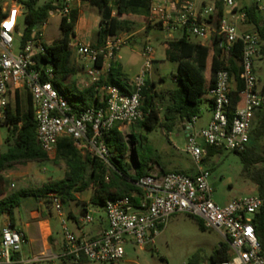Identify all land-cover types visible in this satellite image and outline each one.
Segmentation results:
<instances>
[{"label": "built area", "instance_id": "2783aa9c", "mask_svg": "<svg viewBox=\"0 0 264 264\" xmlns=\"http://www.w3.org/2000/svg\"><path fill=\"white\" fill-rule=\"evenodd\" d=\"M50 1L56 9L49 12V16L57 14L68 18L75 3L81 0ZM19 2L0 0V127L6 128L10 91L23 88L31 99L37 142L48 158L55 156L58 141L66 137L82 154L107 163L111 152L106 138L111 130L143 119L142 91L151 71V46L146 44L143 48V65L133 78L129 93L123 94L113 86L104 87V107H91L74 113L68 97L51 83L52 68L44 66L47 81H42V73L36 68L35 58L44 53L46 46L41 40L40 30L37 36L32 34L31 41L21 44L23 32L19 34V18H24L26 9ZM196 2L150 0L147 14L148 25L161 29L166 35L181 32L187 39L197 42L210 40L209 43L215 37L219 38L217 47L224 56L236 44L242 46L238 74L241 106L231 108L230 92L235 89L236 81L221 69L215 75L213 88L206 94L211 102V119L207 126L197 127L198 116L182 121L183 152L193 162L195 173L149 171L135 183L141 192L139 197L133 194L105 202L101 209L107 227L95 236L85 232V228L95 222L92 212L85 208L82 216L72 222L60 196L49 193L42 200V206L58 222L62 237L59 253L55 256H23L28 243L26 235L8 223L0 228V264H33L43 258L72 263L119 264L125 256L126 246L152 247L169 219L176 215L197 218L205 229L224 234L229 258L217 264H264V251L252 225V219L264 205V200L254 194L234 199L225 206L216 205L212 200L209 172L203 167L205 148L238 154L246 150L254 116L259 110H264L262 42L256 33L240 29V24L249 26L247 5L237 6L236 0H222V17L209 22L217 13L214 2L210 0L204 4L200 12L196 9ZM252 5L259 13L264 12L262 0H255ZM16 36L20 40L17 54L14 46ZM126 42V38L117 35L108 36L98 50L83 44L71 46L80 60L90 64L86 70L90 85L98 83L102 75L107 74L114 55ZM99 55L102 56L100 67L95 65ZM258 74L262 76L261 81Z\"/></svg>", "mask_w": 264, "mask_h": 264}, {"label": "trees", "instance_id": "16d2710c", "mask_svg": "<svg viewBox=\"0 0 264 264\" xmlns=\"http://www.w3.org/2000/svg\"><path fill=\"white\" fill-rule=\"evenodd\" d=\"M90 6L95 7L101 13L99 30L91 47L101 49L108 36H117L127 30L126 25L134 22L137 15H147L150 0H84ZM217 13L209 22L218 20L223 15L222 0H212ZM238 1V0H236ZM26 9L21 44L32 40V34L36 36L39 30L46 24L49 12L54 11L56 6L50 0L39 5L38 0H25ZM112 8L115 12L112 14ZM249 19V30L256 33L262 42L261 54L264 56V20H262L256 8L250 4L246 7ZM135 16V17H133ZM76 21V12L70 17H60L58 29L60 38L45 46L44 53L35 58L36 68L42 73V81H47L44 76V66L51 67L53 71L52 85L63 95L68 97L69 105L76 113L86 108H101L105 106L106 96L101 100L96 93L102 87H117L121 93H129L127 77L116 62H111L104 79L93 84L83 91H77L73 83L68 80L74 74L70 67L71 40L74 37L73 27ZM149 29V25L147 28ZM161 30V29H160ZM220 39L214 38L206 46L192 43L184 34L181 38L168 42L166 59L177 63V69L173 76L177 89L167 92L165 95L154 91V84L146 82L142 91L141 111L143 119L134 123L129 134V142L133 144L132 160L125 159L127 145L121 131L115 126L108 137L106 145L111 152L108 165L98 158L82 154L74 146L69 138H61L58 141L55 161H62L65 172L61 179L51 180L40 187L20 189L10 194H5V180L2 172L14 165L27 163H43L48 160L36 139V124L33 119L31 99L26 97V110L23 114L19 109L17 94H15V110H7L5 143L7 150L0 152V219L5 214L11 225L13 212L21 205L24 198H32L35 201L42 200L47 194L55 193L60 196L65 204L75 201V194L88 189L92 190L90 203L102 207L107 200L141 195L135 183L152 170L156 165L161 173H168L158 161L156 150L149 144L147 134L160 126L159 111L156 100H164L167 96V104L163 113L164 123L161 125L168 132L177 129L184 118L189 119L197 116L200 110V97L206 95L214 86L216 73L226 70L230 78L236 81V87L230 92L231 108L241 106V84L238 80L240 71L242 46L236 44L228 55L224 56L217 47ZM102 56L99 55L95 65L100 67ZM260 81L262 76L259 77ZM181 130V127H180ZM206 159L219 154L222 149L205 148ZM241 159V176L256 186L257 195L264 200V110H259L253 120L249 143L246 150L235 153ZM205 160V159H204ZM259 165V168H254ZM134 166V169H133ZM89 168V173L86 174ZM182 172V171H180ZM137 203V198L134 199ZM200 231H206L202 222L191 217ZM252 225L256 236L264 251V205L255 213ZM228 243H220L210 255L213 264L225 261L229 258ZM83 262V261H82ZM196 264V263H190Z\"/></svg>", "mask_w": 264, "mask_h": 264}, {"label": "rangeland", "instance_id": "374dc122", "mask_svg": "<svg viewBox=\"0 0 264 264\" xmlns=\"http://www.w3.org/2000/svg\"><path fill=\"white\" fill-rule=\"evenodd\" d=\"M45 1L47 0H38V4L41 5ZM24 2L25 0H20L19 5L23 4ZM254 2L255 0H238L236 4L237 6H244L253 4ZM262 2H264V0H262ZM139 21L140 18L137 19L135 25L129 26L127 31L131 33L134 31V29L140 27ZM58 24L59 15H50L46 22V25L42 28L41 31V40L45 45L56 42L60 38ZM23 29L24 18L23 16H21L19 18V34L23 32ZM19 41V36H16L14 43L15 54H17L19 50ZM127 43L128 40L126 42V45ZM136 46L141 47V42L139 39L137 40ZM153 46L155 48H158L157 44H154ZM151 71L157 93L165 95L167 92H171L177 89L178 85L173 80V76L176 72V64L174 62L165 61L163 64H161L160 62L156 61L153 64ZM258 73H261V71L259 70ZM258 77H260V74H258ZM24 95L25 94L23 93V100L25 98ZM156 104L159 111L160 126L147 134L149 144L156 150L158 161L167 172H173L181 169L185 171L186 174H191L195 170V168L189 156L181 150L183 147L182 136H180L179 138H175L174 134L176 133V131H178L177 129L168 132L163 127H161V125L164 123L163 113L165 111L167 100L157 99ZM199 115L201 116L200 124H202L208 117L207 108L203 100L200 104ZM133 125L134 124L127 126V128L121 132L127 145L125 159L128 162H131L132 160L131 156L133 144L129 142V134L132 131ZM180 127L181 124L179 126V130ZM7 134V129L5 127H0V139L5 145L6 143L3 139L7 137ZM170 154H178L180 160L171 157ZM106 164L108 165V163ZM26 166H29V169H26L27 174L23 178L20 177L16 180H5L4 190L6 195L12 192H16L20 189L40 187L42 184L51 180H59L63 177L66 170L65 165L62 161H55V156L48 158V160L43 163H27L24 165H14L12 167L24 168ZM203 167L209 172V183L213 190L212 200L216 205L225 206L234 199L257 194L256 186L249 180L241 176V159L235 153L227 150H222L219 154H216L208 159L205 158ZM254 168H259V165H256ZM152 170L157 172L159 171L156 165L152 166ZM88 173L89 168L87 169L86 174ZM10 184H14L15 188L10 190ZM91 194V189L79 193L76 202L65 204L66 212L73 209H83L87 207V209L93 213L95 219L102 216L101 207L94 206L90 203ZM28 202H30V198H24L21 200V205H24ZM19 209L20 207L14 210V215L16 218ZM43 209L48 215L51 216V214H49L44 207ZM52 224L55 226L56 224H58V222L56 223L52 219ZM210 232L211 231H200L197 224L191 217L176 215L169 219L165 226L164 232L162 234H159V236L155 240V244L152 247H149L147 249H139L135 247L133 248L131 246H126L125 252L127 253L129 259L133 261V264L200 263L208 255V247H210L211 245H216V243L214 242L215 235ZM50 244L52 245V242ZM204 247H206L208 251L205 252L204 250H202L204 249ZM57 254L58 252H56V255ZM33 264L95 263H89L86 261L80 263H72L62 259L47 260L46 258H43L39 262H35Z\"/></svg>", "mask_w": 264, "mask_h": 264}, {"label": "crops", "instance_id": "0c3cea01", "mask_svg": "<svg viewBox=\"0 0 264 264\" xmlns=\"http://www.w3.org/2000/svg\"><path fill=\"white\" fill-rule=\"evenodd\" d=\"M209 1L210 0H197L196 2L197 11L200 12L202 9V6L204 4H207ZM74 11L76 12V21L73 27L74 37L71 40V46L75 44H83V45H89V46L93 45L95 38H96L97 31L99 30V27H100L99 22L101 19V13L95 7L90 6L89 3L84 0L77 1L75 3ZM114 12L115 10L114 8H112V14ZM259 15L261 16L262 20H264V12H260ZM139 18H140V21H139L140 27H138L137 29H134L133 32L129 33L127 31L129 26L135 25L137 19ZM59 21H60V17H59ZM147 25H148L147 15H144V16L137 15L135 17L134 22H129L126 25L127 30L122 31L119 34L123 36L124 38H126L128 40V43L127 45H125L124 47H122L120 50L116 52L112 62H116L117 64L120 65L123 73L127 77V87L129 90L131 89V82L133 78L138 74V72L140 71L143 65L144 60L142 57V51H143L144 46L146 44H149L152 48V55H151V61H152L151 69H152L153 64L156 61L160 62L161 64H163L165 61H168L166 59V50L168 49V42L177 40L184 35L181 32L173 34V35H166L162 30L157 29V27L149 26V29H146ZM42 28L40 29V33L42 31ZM249 28L250 26L248 25H243V24L240 25V29L242 31H248ZM138 39L141 42V47L136 46ZM188 40L192 43H198L203 46L208 45L210 42V40L205 41V42H197L193 39H188ZM154 44H157L158 48H155L153 46ZM175 64H176V69H177V63ZM89 66L90 64L80 60L75 55L73 49L71 48L70 67L73 68L74 74L68 80V83H73L75 90L83 91L89 88L90 86H92L89 84V79L86 74V70ZM105 76L106 75H102L101 79H104ZM152 76H153L152 71H150L148 82L154 84V80ZM103 88L104 87L99 89L96 93L97 97L100 100L105 95ZM154 91L157 92L155 85H154ZM23 93L25 94L24 100L22 98ZM15 94H17L19 109L21 111V114H23L25 112L26 97L28 93L23 88H12L9 94L10 110L12 112H14L15 110ZM165 99L167 100V96L165 97ZM200 100L201 101L203 100L206 105L208 117L205 122L200 124L201 116L198 113L197 114L198 116L197 127L204 128L207 126V124L209 123L211 119V102L208 100L207 95L201 96ZM127 126L128 125H119L117 126V128L119 131L122 132L124 129L127 128ZM180 136H182L183 147H184V136L182 132V127H181V130L176 131V133L174 134L175 138H179ZM183 147L181 149L182 151H183ZM6 150H7V145L3 144L2 140L0 139V152L4 153L6 152ZM170 156L176 158L177 160H180V157L178 154H170ZM205 158H206V151H205ZM26 169H29V166H26L24 168L12 167L2 172V177L4 180H9V179L16 180L20 177L23 178L27 174ZM177 171H182L186 173L185 171L181 169ZM168 172H172V171H168ZM194 173H195V170L190 175ZM14 188H15L14 184L9 185L10 190ZM78 194H75V201L73 202L77 201ZM19 207L20 209L17 214V218L15 217L14 212H13V220H12L11 226L14 227L16 230L23 232L26 235L28 243L22 252L23 256L28 257L32 255H39V254H48V255L55 256L56 252L59 253L60 248H61L62 237L60 234L58 224H56L55 226L52 224V219L56 223H57V220L54 218V216H50L45 212L42 206V200L34 201L32 198H30V202L24 205H20ZM84 209L85 208L73 209L66 213L68 214L72 222H76L77 219L82 216V212ZM8 221H9L8 216L3 215V217L0 219V228L3 227L5 224H8ZM106 227H107V223L105 219V214L102 210V216L95 219V222L92 225L86 227L85 232L88 235L95 236L101 233L102 231H104ZM72 229L73 231L76 232L74 225H72ZM164 230H165V227L161 231L160 234H162ZM206 231H211L210 233H213L215 235L214 242L216 243V245H211L210 247H208L209 251L206 249V247H204V249L202 250H204L205 252L208 251V255L200 263H196V264H213V262L210 259V255L215 249L218 248L220 243H227V240L223 233L213 231V230H206ZM202 232H205V231H202ZM51 242H52V245L50 244ZM119 264H133V261L129 259L127 253L125 252V256Z\"/></svg>", "mask_w": 264, "mask_h": 264}, {"label": "snow or ice", "instance_id": "6c2138e0", "mask_svg": "<svg viewBox=\"0 0 264 264\" xmlns=\"http://www.w3.org/2000/svg\"><path fill=\"white\" fill-rule=\"evenodd\" d=\"M13 15H15V13H13ZM10 27V25H8Z\"/></svg>", "mask_w": 264, "mask_h": 264}]
</instances>
